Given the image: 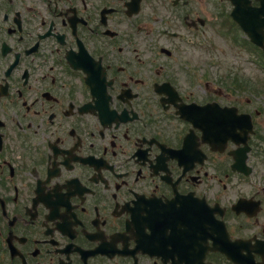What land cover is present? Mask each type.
<instances>
[{"label":"flooded vegetation","instance_id":"1","mask_svg":"<svg viewBox=\"0 0 264 264\" xmlns=\"http://www.w3.org/2000/svg\"><path fill=\"white\" fill-rule=\"evenodd\" d=\"M262 74L264 0H0V264H264Z\"/></svg>","mask_w":264,"mask_h":264},{"label":"rangeland","instance_id":"2","mask_svg":"<svg viewBox=\"0 0 264 264\" xmlns=\"http://www.w3.org/2000/svg\"><path fill=\"white\" fill-rule=\"evenodd\" d=\"M261 81L264 84V75L263 74L261 75ZM262 93H264V85H263V91H262Z\"/></svg>","mask_w":264,"mask_h":264}]
</instances>
